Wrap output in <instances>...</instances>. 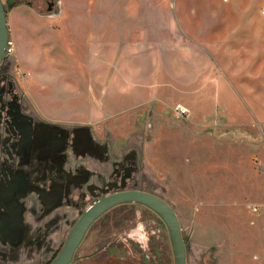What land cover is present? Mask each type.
Here are the masks:
<instances>
[{
    "label": "rangeland",
    "instance_id": "1",
    "mask_svg": "<svg viewBox=\"0 0 264 264\" xmlns=\"http://www.w3.org/2000/svg\"><path fill=\"white\" fill-rule=\"evenodd\" d=\"M49 1H52L53 9L47 12L46 2ZM108 2L33 0L31 11L20 10L15 14L14 24L20 31L18 46L24 44L25 49L18 52L15 40L8 33L12 51L0 66V264H50L86 207L115 190L147 192L171 207L185 244L186 264H264V178H256L253 186L249 181L251 150L231 143L215 148L216 141L228 139L223 138L224 135L230 137L232 128L215 126L208 119L205 121L209 113L188 112L182 100L175 96H168V102L151 101V81L145 77L153 65L152 58H160L161 53H152L150 47L165 43L168 30L172 34L174 27L160 24L161 12L165 9L157 13V0H143L142 40L138 33L130 36L127 31L131 27L125 23L128 19L133 23L130 18L138 15L140 0H111L110 15L106 8H109ZM59 3L62 4V18L57 16ZM16 7L9 5L6 8V21ZM103 13L112 20L103 23ZM177 28L184 32L192 29ZM204 29L207 30L204 35L210 41L207 57L192 54L191 67H202L206 59L207 69L212 66L214 70V74L208 73L207 77L212 76L215 81L228 85L215 99L223 106V120L245 123L254 108L245 88L247 75L245 72L238 74L241 83L232 80L233 59L223 57L229 55L230 39L218 42L220 45L215 51L212 48L214 34H209L214 27H202L199 31ZM120 30L125 31V38L141 40L149 48L148 51L144 48L140 63L144 79L137 87L140 92L138 100L123 91L121 96L116 95L117 99L112 98L104 106L99 100L103 92L101 83L94 90L88 88L92 86L91 57L108 41H119ZM241 60L235 58L234 61ZM178 66L184 68L179 62ZM65 84L68 88L62 90L60 86ZM70 84L73 88L69 87ZM141 100L146 102L133 104ZM118 103L122 104L115 110H106L107 114L96 117L97 120L91 121L89 115L87 117L89 107L91 109L89 104H94L97 112L102 114L106 106L111 108ZM257 106L262 105L256 103L255 108ZM178 109L185 110L184 115H179ZM10 112L20 118H29L32 141L26 148L18 145L21 131L12 125ZM72 112L76 119L70 121ZM102 118H106L101 122L102 126L106 124L111 125V129L113 126L118 129L115 130L117 140L127 138L139 146L137 169L141 179L128 180L126 185L112 186L105 192L85 186L74 202L76 210L57 206V198L49 201L45 196L55 189L52 180H62L58 171L64 168L56 163L47 144L50 133L55 128H65L76 122L88 123L87 127L95 129L100 124L96 121ZM42 138L47 145L35 142ZM15 170L26 174L33 187L42 192L26 190L24 193L22 180L14 178ZM30 200L35 204H30ZM251 207H256L257 212L253 213ZM17 210L22 211L25 239L14 247L8 243L6 227ZM2 226L4 230H1ZM92 228L100 232L113 228L115 235L133 232H130L132 239L141 241L140 244L132 242L134 250L139 254L143 251L140 247H143L145 253L132 260L128 255L123 256V251L116 250L115 257L128 258L126 264H174L166 227L154 212L142 205L117 206L97 220ZM125 242L130 244L131 240L125 238Z\"/></svg>",
    "mask_w": 264,
    "mask_h": 264
},
{
    "label": "crops",
    "instance_id": "2",
    "mask_svg": "<svg viewBox=\"0 0 264 264\" xmlns=\"http://www.w3.org/2000/svg\"><path fill=\"white\" fill-rule=\"evenodd\" d=\"M157 1V13L165 9L161 12L162 22L160 24L174 27V31L171 34V31L168 30L169 35L165 43H158L150 47L152 53L154 51L161 53L160 58H152L153 65L149 67L145 77V79L151 81V84H149L151 101L157 103L168 102V96H175L182 100L188 112L192 110L193 113L196 114L197 112L200 115L209 113V117L205 116V121L208 119L215 126L220 124L232 128L229 131L230 137L229 134L224 135L223 138L228 139L216 141L214 146L220 148L231 143V145L239 146V148L246 147L251 150L249 161L252 165H250L249 181L253 186L256 178H264V15L262 14L264 0H225L223 2H207L204 0ZM165 3H167L166 7ZM142 4L143 0H140L138 15L136 14L134 18H130L133 23L129 22V19L125 23L131 27L127 31L130 36L132 33H138L141 40L142 26L144 25ZM61 5L59 3L57 14L59 18L63 17ZM108 5L109 8L108 6L106 8L110 15L111 0H109ZM70 7L73 8V2L70 3ZM28 9L31 11L29 7L20 5L12 11L10 18H7L8 33L15 40L18 52L24 50L25 47L24 44L18 46L20 31L18 32L14 24L15 14L20 10ZM106 15L103 13V23H106L107 19L108 21L112 20L110 17L107 18ZM113 19L117 20V18ZM180 26L192 27V29H185L186 32H184L182 29L177 28ZM207 26L214 27L213 30L209 31V34H214L215 43L212 48L215 51L219 48L220 44L218 42L224 43L230 39L229 55L223 57L233 59L231 65L232 80L240 79L238 74L245 72L247 75V87L245 88L248 100L252 101L254 108L251 118L245 123H235L231 119H229V123L223 120L225 118L221 109L223 106L215 99L222 95V89L228 87V85L215 81L211 78L212 76L207 77L208 73L210 75L214 74V70L212 66H209L210 70L207 69L206 59L202 67H191L192 54L198 53V57H207L208 43L210 42L204 35V33L207 34V30L199 31L200 28ZM196 33L198 34L196 35ZM118 35L119 41L112 42L109 39L110 41L104 45L103 49H99L96 52L97 54L91 57L93 59V64L90 66V69H92V86L88 88L94 90L95 86L101 83L103 92L99 100L104 106L111 102L112 98L117 99L116 95L121 96L123 91L126 95H130L133 100H138L140 92L137 87L142 85L144 79L142 77L143 68L140 63L143 60L144 48L147 51L149 48L141 40L125 38V31L120 30ZM235 58L242 60L241 62H235ZM178 62L184 68L180 69ZM208 79L212 80L209 81ZM236 82L241 83L242 81L238 80ZM69 87L73 88L71 84ZM60 88L65 90L68 86L66 84L61 85ZM136 102H133V104L138 105L146 101ZM256 103L262 106L255 108ZM121 104H115L111 108L103 107L104 112L102 114L97 112L94 104H89L91 109L89 107L87 117L89 115V119L92 121L96 117L105 116L108 110H115ZM216 107L217 110L214 111ZM70 116V121L76 119L73 112ZM105 121L106 118L96 121L100 124H97L94 127L95 129L87 127L89 126L88 123H71L63 128V131L67 133L68 138H72V148L78 158L84 156V159H88L90 157L99 163L108 164L105 170L110 169L111 177L114 176L120 179L119 185H126L128 180L130 182L140 180L137 169L139 146L127 138L117 140L115 130L118 129H114V126L111 129V125L106 124H104L106 127L102 126L101 122ZM203 137H206V134ZM154 173L155 167L153 175ZM87 175H90L88 171L82 169L80 174L75 177L85 179ZM152 178L155 179V177ZM262 183L264 184V181ZM115 254L116 252L111 249L110 260L105 261L103 264H120V259L115 257ZM82 264L98 263L94 261V263L83 262Z\"/></svg>",
    "mask_w": 264,
    "mask_h": 264
},
{
    "label": "flooded vegetation",
    "instance_id": "3",
    "mask_svg": "<svg viewBox=\"0 0 264 264\" xmlns=\"http://www.w3.org/2000/svg\"><path fill=\"white\" fill-rule=\"evenodd\" d=\"M21 1L22 0H4V3L3 2L2 3L5 6V10L8 4H15L16 6L25 5L29 7L30 9H32L33 0H23V2ZM48 4H52L51 5V10H52L53 9L52 1L46 2V9L48 7ZM6 15H7V11H6ZM8 55L9 53L7 52V55L1 61L0 66L5 61V59L8 57ZM10 116H11L12 125L19 128L21 131L19 135L20 138L18 139L19 141L18 145L21 146L22 148H26L32 141L31 140V127L28 122L29 118L25 116L20 118L19 116H17L15 112L14 113L10 112ZM50 138L51 139L48 141L47 144L50 146L51 153L53 157L55 158L56 163L60 166H64V168L63 170L60 168L58 171L60 174L59 176H61L62 180H59V181L52 180V184L55 187L54 191L52 193H50L51 191L47 192V195L45 193V196L47 197L49 201L50 199L54 201L57 198L58 200L56 201L57 206L64 205V207L67 209L76 210L77 209L76 207L73 208V206L75 205L74 202L77 200L78 196L82 194V188H84L85 186H88L89 189H97V190H102L103 192H105V190H107L108 188L112 186L116 187L119 185L120 179H117V177L115 178L114 176L111 177L110 169L105 170V167L108 164L99 163L90 157H88V159H84L83 158L84 156L81 158H78V156L75 155L74 150L72 148V138L71 137L68 138V135L65 131H63V128L53 129V132L50 133ZM37 141L38 142L40 141L41 146L47 145L46 140L43 138L40 140L38 139L35 142ZM40 144H38V147H40L39 146ZM90 163L92 165H90ZM91 166L93 169L91 168ZM82 169L88 171L90 175H87L85 179L84 178L79 179L78 177H75L80 174ZM14 175H15L14 178H16L18 181L22 180L21 181L22 185L25 188V189L23 188L24 193L26 192V190H29V192L31 193L32 192H36V193L42 192L40 190H36L33 187L32 183H30V181L28 180V176L24 174L23 172H21L20 170H15ZM79 180L80 182H78ZM120 191H128V190H115L113 192H110L108 195H111L113 193L120 192ZM108 195H105V196H108ZM105 196H101L100 198L93 200L91 204H89L86 207V209L90 207L91 205H93L98 200L104 198ZM39 202L40 204H43L41 198H39ZM12 203L14 204L15 201L12 200ZM30 204L32 205L35 204V201L30 200ZM119 206H122V205H119ZM112 209H109L105 211L104 213H102L97 219H95L90 224L83 238L81 239L80 243L74 250L69 264H82L83 262L84 263L85 262L94 263V261H96V263L98 264H103L105 261L110 260L111 249H113L114 251L116 250L123 251L122 252L123 256L128 255L129 256L128 258L132 260L138 257L139 255L140 257L144 255L145 250L143 249V247H140V249L143 251L139 252V254H137L136 249L134 250L135 247L133 245L134 243L132 242H137L138 244H140L141 241L138 239H132L131 237L132 235H130L131 231L124 232L122 235H115V233L113 232V228H110V230L107 232H100L99 229L94 230L92 228V225L97 220L102 218L105 214L110 213ZM21 214H22L21 210H17L15 213H13L6 227V230L9 233L7 237L8 243L14 247L21 245L23 243V240L25 239V236H24L25 233H24V227L22 225ZM82 214L77 218L75 223L82 216ZM75 223L73 224V226L75 225ZM73 226L71 227V229L73 228ZM4 228L5 227L2 226L1 230H4ZM70 231L68 232V234L70 233ZM125 238H128L129 240H131V243L127 244L125 242ZM63 244L61 245L54 259L57 257ZM129 245L130 246L132 245V246L128 247ZM126 258L125 257L118 258L120 259V264H126L127 262L126 260L128 259ZM54 259L50 262V264L54 261Z\"/></svg>",
    "mask_w": 264,
    "mask_h": 264
},
{
    "label": "water",
    "instance_id": "4",
    "mask_svg": "<svg viewBox=\"0 0 264 264\" xmlns=\"http://www.w3.org/2000/svg\"><path fill=\"white\" fill-rule=\"evenodd\" d=\"M48 4L47 12L51 11ZM8 28L5 6L0 0V63L7 55ZM124 204H139L154 212L167 229L173 250L174 264H186L185 244L181 237L176 214L171 207L159 197L137 190L120 191L105 196L88 207L68 234L60 252L51 264H69L72 254L90 224L105 211Z\"/></svg>",
    "mask_w": 264,
    "mask_h": 264
},
{
    "label": "built area",
    "instance_id": "5",
    "mask_svg": "<svg viewBox=\"0 0 264 264\" xmlns=\"http://www.w3.org/2000/svg\"><path fill=\"white\" fill-rule=\"evenodd\" d=\"M262 14L264 15V11H262ZM12 45H11V43L8 41L7 42V48H8V53L10 54L11 53V51H12V47H11ZM179 115H184V113H185V110H183V109H178V112H177ZM251 209V211L253 212V213H256L257 212V208L256 207H251L250 208Z\"/></svg>",
    "mask_w": 264,
    "mask_h": 264
},
{
    "label": "trees",
    "instance_id": "6",
    "mask_svg": "<svg viewBox=\"0 0 264 264\" xmlns=\"http://www.w3.org/2000/svg\"><path fill=\"white\" fill-rule=\"evenodd\" d=\"M9 5H11V8H14V6H16L15 4H9ZM8 5V6H9ZM8 6L6 7V8H8ZM7 10V9H6Z\"/></svg>",
    "mask_w": 264,
    "mask_h": 264
}]
</instances>
